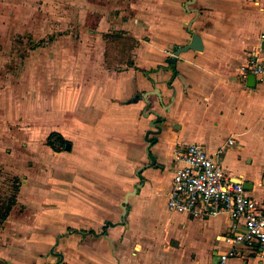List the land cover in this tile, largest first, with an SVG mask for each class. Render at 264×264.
Here are the masks:
<instances>
[{
	"label": "crops",
	"instance_id": "1",
	"mask_svg": "<svg viewBox=\"0 0 264 264\" xmlns=\"http://www.w3.org/2000/svg\"><path fill=\"white\" fill-rule=\"evenodd\" d=\"M52 1L76 33L0 76V166L17 178L0 264H218L231 218L170 210L168 194L198 142L264 202V73L242 70L264 0ZM194 33L202 48L170 62ZM228 264H264V247Z\"/></svg>",
	"mask_w": 264,
	"mask_h": 264
},
{
	"label": "built area",
	"instance_id": "2",
	"mask_svg": "<svg viewBox=\"0 0 264 264\" xmlns=\"http://www.w3.org/2000/svg\"><path fill=\"white\" fill-rule=\"evenodd\" d=\"M242 70L264 73V34L261 51L248 55ZM167 205L170 210L194 216L227 214L231 218L230 231L222 239L232 248L220 254L218 264H228L239 244L264 247V202L258 203L243 183L233 181L219 158L208 153L201 143L192 142L177 151Z\"/></svg>",
	"mask_w": 264,
	"mask_h": 264
},
{
	"label": "rangeland",
	"instance_id": "3",
	"mask_svg": "<svg viewBox=\"0 0 264 264\" xmlns=\"http://www.w3.org/2000/svg\"><path fill=\"white\" fill-rule=\"evenodd\" d=\"M21 5L14 0H0V76L4 72L16 76L17 72L14 71L24 63L22 61L30 51H49L53 48L51 46L56 45L54 39L62 33L67 30L76 33V28L68 20L70 11L66 13L62 9L64 5L52 0H34L26 6ZM32 7L36 8L35 14L31 15L32 19L27 23L24 18H28V14L34 11ZM50 36L54 38L50 39ZM45 41H49L48 45ZM16 181L12 170L0 166V214L4 203L13 194Z\"/></svg>",
	"mask_w": 264,
	"mask_h": 264
},
{
	"label": "water",
	"instance_id": "4",
	"mask_svg": "<svg viewBox=\"0 0 264 264\" xmlns=\"http://www.w3.org/2000/svg\"><path fill=\"white\" fill-rule=\"evenodd\" d=\"M199 41H200V36H199L198 34L194 33L192 41H191L189 44H187V45H185V46H183V47H179V48L175 51L174 55L169 59L170 62H172V63H176V62H177V57L180 55V53L185 52V51H187V50H189V49H197V50H200L202 47L199 46V44H198ZM252 78H254V77L251 76V79H252ZM156 93H158V92H156ZM158 116H160V114H158ZM153 124L155 125V124H156V121H154ZM67 147H68V149L71 148L70 143L68 144ZM239 180L241 181V179H239ZM241 182H243L244 186H245L247 189L250 188V186L248 185V184H249V181H241ZM127 200H128V197H127ZM127 200H126V202H127ZM126 202H125V203H126ZM125 213H126V209H125Z\"/></svg>",
	"mask_w": 264,
	"mask_h": 264
},
{
	"label": "trees",
	"instance_id": "5",
	"mask_svg": "<svg viewBox=\"0 0 264 264\" xmlns=\"http://www.w3.org/2000/svg\"><path fill=\"white\" fill-rule=\"evenodd\" d=\"M53 137H55V139H53ZM55 140H59L62 145H66L65 139L61 138L60 135L53 134L50 137V139H49L50 143L53 144V145H54ZM14 199H15L14 195H11L7 199V201L4 203V207L2 208V211H1V214H0V221H3L4 219H6L7 216L9 215V213H10V211L12 209V205L14 203Z\"/></svg>",
	"mask_w": 264,
	"mask_h": 264
}]
</instances>
